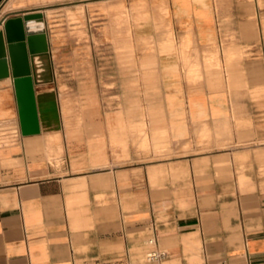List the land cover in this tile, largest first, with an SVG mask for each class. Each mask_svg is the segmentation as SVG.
<instances>
[{"label": "crops", "instance_id": "0c3cea01", "mask_svg": "<svg viewBox=\"0 0 264 264\" xmlns=\"http://www.w3.org/2000/svg\"><path fill=\"white\" fill-rule=\"evenodd\" d=\"M117 6L129 14L132 36L162 48L135 66L151 70L150 92L122 93L120 107L119 94L109 93L107 124H90L92 136L68 130L74 160L63 126L43 131L61 118L54 94L34 87L41 132L24 136L11 67L0 80V106L10 88L19 117L6 126L22 134L10 144L0 124V264H157L147 259L154 246L168 253L162 264H264V0H0V32L7 47V20L90 7L112 31ZM145 15L156 23L135 29ZM34 60L44 80L47 60ZM198 67L202 80L189 81L185 70L196 76ZM114 68L96 83L137 84L117 80ZM136 117L143 140L153 133L166 157L133 151ZM200 133L210 142L199 144ZM111 139L125 144L122 160Z\"/></svg>", "mask_w": 264, "mask_h": 264}, {"label": "rangeland", "instance_id": "374dc122", "mask_svg": "<svg viewBox=\"0 0 264 264\" xmlns=\"http://www.w3.org/2000/svg\"><path fill=\"white\" fill-rule=\"evenodd\" d=\"M94 12L95 9L90 7L89 10H82L80 13L71 11L61 13L57 10L48 13L47 17L40 13L36 19H39L37 30L30 35L32 39H35V42L45 44L51 56L54 74L52 83L37 86V94L53 93L61 111V118L58 123H43V131H60L61 126H63L72 160H74L76 138H69L68 130L78 129L82 131L83 129L85 136H92V129L88 127L90 124L94 125L98 122L101 125L107 124L110 110L114 107V99L109 101V93L119 94L117 107H120L119 104L122 103L119 101L122 93L146 97L150 91L148 90L149 85L145 82L152 78L149 75L151 70L137 69L135 66L137 62L149 60L157 54L158 49H162L160 43L158 44L157 39L153 37L132 36V21L124 7L117 6L115 8L116 19L113 22L112 31H109L106 20H94ZM161 12L164 19L168 17L166 10ZM99 13L101 17L107 18L106 8L101 7ZM166 22V19L159 22L160 25L161 23L163 25L159 32L163 30L164 35L168 34L170 30ZM133 23L135 29L139 30L156 22L149 20L145 15ZM169 40L173 45L175 44L174 37L169 38ZM128 46L131 48L127 49ZM107 66L115 67L117 80L135 77L137 84L96 83L97 81L101 82L99 78L107 77ZM185 71L189 81L198 82L202 80L198 77L203 73L202 67L195 69L196 76H192L189 69ZM110 75L114 76V73ZM189 77L194 78L192 80ZM140 81H142L141 84ZM5 90H8L9 94L4 105L0 106V124H2V128H8L7 131L3 132V137L8 143L15 144L21 139V130H10L6 125L9 121L17 120L19 117L13 91L10 88ZM6 92L0 91V96ZM140 119L142 118H132V130L128 133V142L131 143L133 151L147 156L153 151L155 156L166 157L167 155H164L167 153L165 152L167 151L164 146L165 143L162 148L154 147L153 133H147L149 139L147 143L143 140L142 134L138 133L137 128L140 125ZM167 138L168 136L163 140H167ZM197 142L199 144L210 142V136L207 133L197 134ZM103 144V148L107 150L106 143ZM110 146L112 149L114 148L117 160H122L125 144L116 143L111 139ZM54 157L58 158L60 155ZM149 233L146 239L149 237ZM149 250L154 251L155 247H149ZM160 250L166 251L163 247Z\"/></svg>", "mask_w": 264, "mask_h": 264}, {"label": "water", "instance_id": "95a60500", "mask_svg": "<svg viewBox=\"0 0 264 264\" xmlns=\"http://www.w3.org/2000/svg\"><path fill=\"white\" fill-rule=\"evenodd\" d=\"M4 32H0V80L11 75L15 83L16 98L19 108V117L22 134L24 136L39 134L41 125L37 113L36 95L34 87L41 83H52L54 74L50 53L45 48L41 51L30 52L27 46L26 18H16L5 21ZM7 49L9 59L7 57ZM44 56L47 60L46 70L48 77L39 80L35 57ZM11 67V73H10Z\"/></svg>", "mask_w": 264, "mask_h": 264}, {"label": "bare ground", "instance_id": "6f19581e", "mask_svg": "<svg viewBox=\"0 0 264 264\" xmlns=\"http://www.w3.org/2000/svg\"><path fill=\"white\" fill-rule=\"evenodd\" d=\"M38 20H33V19H30V18H27L26 19V33L29 34V38L27 36V41L30 42V44H33V45H31L32 52H34V51H41V50H44L46 48L45 47V44H43V43H37V42H35V39H32L30 37V35L33 34L34 31L37 30V24H38L37 22H38ZM1 82H3V81H1ZM149 254L147 255L148 261H149Z\"/></svg>", "mask_w": 264, "mask_h": 264}, {"label": "built area", "instance_id": "2783aa9c", "mask_svg": "<svg viewBox=\"0 0 264 264\" xmlns=\"http://www.w3.org/2000/svg\"><path fill=\"white\" fill-rule=\"evenodd\" d=\"M167 257L168 253L166 251L155 248L154 251H150L149 261L157 264H162L167 259Z\"/></svg>", "mask_w": 264, "mask_h": 264}]
</instances>
